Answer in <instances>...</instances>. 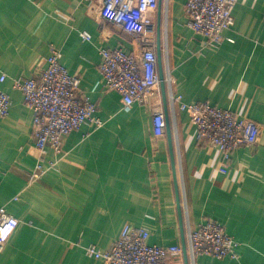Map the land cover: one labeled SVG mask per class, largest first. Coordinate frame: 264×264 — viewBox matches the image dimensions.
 Wrapping results in <instances>:
<instances>
[{
    "label": "crops",
    "instance_id": "crops-1",
    "mask_svg": "<svg viewBox=\"0 0 264 264\" xmlns=\"http://www.w3.org/2000/svg\"><path fill=\"white\" fill-rule=\"evenodd\" d=\"M235 1V23L214 48L187 24L186 0H160L156 42L161 19L163 68L173 82L126 109L104 89L99 68L102 46L138 49L119 29L83 0H0V88L12 99L0 118V207L19 221L0 264H103L86 247L108 249L127 224L148 228L151 244L187 249L188 229L206 218L239 242L238 258L201 256L198 264H264V0ZM52 47L80 76L104 125L67 135L61 158L48 149L44 163L56 167L32 181L40 159L33 113L14 79L38 73ZM171 93L251 119L261 127L259 144L235 150L228 172H218L221 155L202 145L188 111L177 105L173 112ZM159 106L171 136L155 139Z\"/></svg>",
    "mask_w": 264,
    "mask_h": 264
},
{
    "label": "built area",
    "instance_id": "built-area-1",
    "mask_svg": "<svg viewBox=\"0 0 264 264\" xmlns=\"http://www.w3.org/2000/svg\"><path fill=\"white\" fill-rule=\"evenodd\" d=\"M89 9L104 21L113 24L138 49L128 51L122 46H102L99 68L106 91L117 92L126 109L135 103H146L161 85L158 64V43L154 15L160 0H83ZM235 0H186L187 24L205 39L208 47H218L224 41V33L235 23ZM91 40L87 32L81 34ZM162 57L167 56L160 45ZM164 82L173 79L166 65ZM5 75L0 78L5 81ZM81 78L74 75L62 63V53L52 47L44 65L34 76L14 79V87L24 96V103L33 113L32 134L40 159L30 180L39 179L57 161L44 163L48 149L55 155L64 154L63 142L67 135L87 125L96 130L104 125L98 116V106L80 91ZM173 112L178 105L188 111L202 145L215 149L221 155L218 172H228L230 158L240 147L256 146L260 142L261 127L246 117H239L230 109L213 105L210 101L185 103L182 96L170 94ZM11 96L0 88V118L8 116ZM152 128L155 139L163 137L167 130L166 114L162 108L152 109ZM19 221L0 207V251L6 246ZM150 232L143 226L127 224L120 237L106 250L96 245L86 247L89 256L103 264H198L201 256L217 259H237L239 242L218 221L206 218L187 232L188 248L179 244L168 246L151 244Z\"/></svg>",
    "mask_w": 264,
    "mask_h": 264
},
{
    "label": "water",
    "instance_id": "water-1",
    "mask_svg": "<svg viewBox=\"0 0 264 264\" xmlns=\"http://www.w3.org/2000/svg\"><path fill=\"white\" fill-rule=\"evenodd\" d=\"M160 9V7H159ZM160 18V17H159ZM157 32H158V64H159V72H160V78H161V87L165 93V82H164V71H163V57L160 51V38H161V19H159L158 24H157ZM167 107V104H166ZM167 109V108H166ZM166 121H167V130L166 132L168 133L169 137L171 136V123L170 119L168 118V114H166ZM184 254H185V259H187L186 255V247L184 246Z\"/></svg>",
    "mask_w": 264,
    "mask_h": 264
}]
</instances>
